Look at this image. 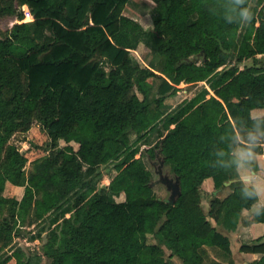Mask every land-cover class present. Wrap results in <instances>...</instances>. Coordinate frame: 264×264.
Segmentation results:
<instances>
[{
	"label": "trees",
	"instance_id": "obj_1",
	"mask_svg": "<svg viewBox=\"0 0 264 264\" xmlns=\"http://www.w3.org/2000/svg\"><path fill=\"white\" fill-rule=\"evenodd\" d=\"M128 1L0 0V17L20 21L0 37V264H35L11 244L23 224L38 221L49 264H202L205 245L230 251L211 219L234 227L254 203L234 153L264 131V114L252 116L264 109V0H248V24L232 0H150L157 13L148 32L124 14ZM144 35L153 43L146 65L132 51ZM199 81L193 96L166 103L181 82ZM33 123L49 149L26 174L28 159L10 139ZM156 154L177 178L173 202L151 189L142 157ZM101 166L114 173L99 188ZM207 178L214 189L234 181L225 197L210 194L206 213ZM21 180L22 195H11ZM257 210L264 205L253 221L264 223ZM239 250L262 253L249 264H264V234Z\"/></svg>",
	"mask_w": 264,
	"mask_h": 264
},
{
	"label": "rangeland",
	"instance_id": "obj_2",
	"mask_svg": "<svg viewBox=\"0 0 264 264\" xmlns=\"http://www.w3.org/2000/svg\"><path fill=\"white\" fill-rule=\"evenodd\" d=\"M20 9L25 15V20H30L32 15L27 5H22ZM124 13L126 15H133L137 17L140 21L142 30L148 32L151 27V21L154 15L157 13L156 6L150 0H129L124 7ZM20 22L14 15H6L0 17V37H3L6 32L9 30L10 26L15 23ZM152 41L148 38L147 35H144L142 38H139L136 41V46L134 47L133 54L134 56L142 63L147 64L151 59L150 54L152 52ZM261 60L264 61V56H261ZM252 63V60H246L244 64L249 65ZM205 82L199 81L194 83L181 82L177 86L178 90L172 96L167 97L166 103L169 106H176L178 103H182L186 99L193 96V94L199 90ZM156 94V89H154L152 96ZM155 130L150 131L146 136V140L149 144H153L155 141ZM10 141L17 146L19 151L24 153L27 157V162L24 164L23 169L24 173L27 174L31 162L40 159L48 154V136L45 130L41 125L33 123L31 127L25 132H16L12 135ZM76 147V143H72ZM65 145V141L61 140L58 143V147ZM161 156L156 154V158L151 159L148 155L142 157L143 164L146 169L151 172V189L158 198H169L171 188L168 187V181L174 179V176L171 171V165L163 163ZM114 173L113 168L101 166V175L97 179L98 187H106L107 182L110 176ZM13 182L10 185L9 193L11 195H18L22 192L24 188V182ZM207 183V180L204 181ZM12 188V189H11ZM113 199L120 201L124 199V195H113ZM209 200V192L206 188H202V198L201 205L204 211L207 210ZM43 222H33L26 223L20 227V230L14 233L11 246L21 247L25 255L30 256L33 261H36L35 264H49L47 257L42 253V244L45 240V231L41 230ZM38 232L40 234L38 235ZM148 241L154 242L155 239L152 235H148ZM11 248H8L10 250ZM168 250H165V255H168ZM174 264H180V260L177 257L172 258Z\"/></svg>",
	"mask_w": 264,
	"mask_h": 264
},
{
	"label": "crops",
	"instance_id": "obj_3",
	"mask_svg": "<svg viewBox=\"0 0 264 264\" xmlns=\"http://www.w3.org/2000/svg\"><path fill=\"white\" fill-rule=\"evenodd\" d=\"M127 16H130L131 18L137 20L140 23L137 17L133 15H127ZM151 27H152V21H151ZM262 114H264V109L257 108L252 110V116H260ZM60 142L61 140L58 141V143ZM261 146L263 148L262 151L257 152L254 150L256 155L254 159H252L246 165L245 168H240L237 166L236 169L239 179L245 173V171L250 169L256 173V175L260 178L262 185H264V143H262ZM240 149L242 148L238 147L236 149V152H238ZM206 180L207 183L203 182L202 188H206L207 192H209V196L210 194H214L220 198L225 197L228 193H230L231 189L228 186L231 182L234 181V179H232L228 184H222V186H220L219 188L214 189L213 180L211 178H207L204 181ZM22 193H23V189L21 193H18V196H21ZM263 205H264V195L261 196L258 202H254L249 209L242 211L238 224L234 227L232 225L228 226L227 224L224 223L223 224L227 228L223 227L221 224H216V222L211 219L212 223L214 225H217L218 229L228 237L230 251L225 252L218 247L205 245L204 246L205 253L202 264H249L257 260L262 255V253L240 251L239 247L241 243H249L253 239L264 234V223L255 222L252 219V214L254 210L259 206H263ZM208 207L209 205H207L206 213L208 211ZM226 214L227 213H225V215Z\"/></svg>",
	"mask_w": 264,
	"mask_h": 264
},
{
	"label": "clouds",
	"instance_id": "obj_4",
	"mask_svg": "<svg viewBox=\"0 0 264 264\" xmlns=\"http://www.w3.org/2000/svg\"><path fill=\"white\" fill-rule=\"evenodd\" d=\"M232 4L235 6V10L239 16V19L245 24L251 23L254 19V13L248 6V0H232ZM229 23H233V20L229 18ZM264 139V131L252 132L248 136L246 142V147L240 149L238 152L234 153L237 157L235 163L240 168H245L246 165L254 159L256 153L254 149L259 145V143ZM241 182L245 185L243 189V195L246 198L254 199V202H258L262 195H264V185H262L260 178L252 170H247L240 177ZM254 215L256 217L264 216V212L257 210Z\"/></svg>",
	"mask_w": 264,
	"mask_h": 264
},
{
	"label": "water",
	"instance_id": "obj_5",
	"mask_svg": "<svg viewBox=\"0 0 264 264\" xmlns=\"http://www.w3.org/2000/svg\"><path fill=\"white\" fill-rule=\"evenodd\" d=\"M229 182H230V180H227L223 184H228ZM167 185H168L169 188H171V192H170V197L169 198H164V200L167 201V202H173L174 197L179 193V186H178L177 178H174L173 181L172 180L168 181Z\"/></svg>",
	"mask_w": 264,
	"mask_h": 264
}]
</instances>
